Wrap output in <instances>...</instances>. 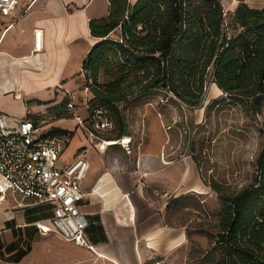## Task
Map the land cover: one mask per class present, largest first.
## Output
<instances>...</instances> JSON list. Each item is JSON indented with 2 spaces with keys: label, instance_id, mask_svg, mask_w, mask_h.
Returning a JSON list of instances; mask_svg holds the SVG:
<instances>
[{
  "label": "crops",
  "instance_id": "1",
  "mask_svg": "<svg viewBox=\"0 0 264 264\" xmlns=\"http://www.w3.org/2000/svg\"><path fill=\"white\" fill-rule=\"evenodd\" d=\"M95 1L19 0L9 13L0 10V110L44 118L47 130L52 126L70 130L62 124L69 118L64 116L67 112L61 113L70 100L66 90L78 98L77 75L97 41L90 21L109 11L108 0H103L101 11ZM263 6L264 2L257 7ZM35 30L43 32L44 47L38 52ZM123 114L122 134L116 122L114 130L101 135L105 149L99 148L100 140H89L92 157L87 145H81L79 153L64 161L70 164L78 154L89 161L81 181L85 194L81 206L90 223L86 233L91 246L44 231L37 224L49 226L52 216L35 218L28 211L49 205L21 209L7 193L0 199V264H36L42 256L54 254L67 264L70 259L72 264H186L190 243H209V229L195 224L197 213L209 220L205 204L209 185L198 162L191 155L170 152L164 138L154 151L135 145ZM122 136L131 139V153L116 142ZM185 201L194 203L184 205L185 212L195 215L186 213L189 218L183 220L179 205ZM57 244L62 247L59 252Z\"/></svg>",
  "mask_w": 264,
  "mask_h": 264
},
{
  "label": "trees",
  "instance_id": "2",
  "mask_svg": "<svg viewBox=\"0 0 264 264\" xmlns=\"http://www.w3.org/2000/svg\"><path fill=\"white\" fill-rule=\"evenodd\" d=\"M108 1V14L90 21L97 41L81 71L89 101L108 109L121 134L120 104L159 91L198 108L214 84L224 95L210 108L231 102L253 115L263 112L264 6L240 0L227 12L222 0ZM48 133L71 138L55 126ZM261 133L262 151L248 184L210 183L223 205L217 232L210 233L212 250H219L214 264H264V124Z\"/></svg>",
  "mask_w": 264,
  "mask_h": 264
},
{
  "label": "rangeland",
  "instance_id": "3",
  "mask_svg": "<svg viewBox=\"0 0 264 264\" xmlns=\"http://www.w3.org/2000/svg\"><path fill=\"white\" fill-rule=\"evenodd\" d=\"M243 1L252 7L260 6L264 2V0ZM222 2L225 10L229 12L235 10L231 8L235 4L238 5L240 0H222ZM94 5L100 11L105 6L103 0H96ZM77 77H80V81L77 89L79 96L76 100L80 105L84 98L89 99L92 94L90 91L87 94L84 92L85 79L82 71ZM223 95L224 93L216 85L211 84L204 105L198 108H190L167 96L163 91L120 104L129 121L130 134L135 145L142 144L144 150L154 151L157 145H162L164 138L170 152H174L177 156L191 155L198 158L202 176L209 185V200L205 203L209 211V220L205 221L200 213H197L195 224L209 229V243H190L186 264H214L213 259L219 256V250H212L214 243L210 233L217 232L218 213L223 205L218 194L210 186L211 181L236 188L248 184L256 173L257 159L262 151L261 128L264 124V109L260 115H253L245 112L240 105L231 102L224 103L221 107H209L213 100ZM13 103L16 106L20 104L19 101ZM80 114L86 115L83 112ZM62 124L70 129L71 138L59 165L62 166V162L79 153L78 149H81V145H87L89 148L87 155L92 157L93 144H90L88 135L77 125V121L69 117ZM43 127L44 131L47 130L45 126ZM184 205H194V203L185 201L179 205L183 212L182 219L186 220L189 218L186 213L195 215V212L192 210L185 212ZM200 205L201 208L204 207L203 204ZM28 212L34 213L35 218L52 216L49 206L34 207ZM57 250L58 252L62 250L60 244H57ZM59 256L55 254L50 258L42 256L36 264H67ZM72 263L73 260L70 259L68 264Z\"/></svg>",
  "mask_w": 264,
  "mask_h": 264
},
{
  "label": "built area",
  "instance_id": "4",
  "mask_svg": "<svg viewBox=\"0 0 264 264\" xmlns=\"http://www.w3.org/2000/svg\"><path fill=\"white\" fill-rule=\"evenodd\" d=\"M18 1L0 0V10L9 13ZM43 47V32L35 30L34 50L38 52ZM66 92L70 100L63 110L72 115L91 143L100 140L99 148L105 149L106 140L101 135L116 128L115 119L106 107L95 105L88 98L79 105L74 93ZM84 92L87 94L89 87H85ZM43 122L44 118L18 117L0 110V199L10 193L16 207L21 209L49 205L52 211L49 226L38 223L40 228L91 246L86 233L90 223L81 206L85 198L81 181L89 161L78 154L70 164L62 162L60 166L70 139L66 135L50 134L49 129L44 131ZM116 142L127 153L132 152L130 138L122 136Z\"/></svg>",
  "mask_w": 264,
  "mask_h": 264
}]
</instances>
